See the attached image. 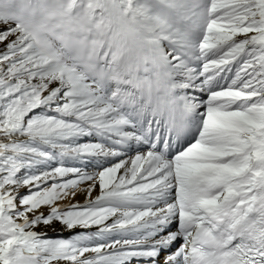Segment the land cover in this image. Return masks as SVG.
<instances>
[{"label": "snow or ice", "instance_id": "6c2138e0", "mask_svg": "<svg viewBox=\"0 0 264 264\" xmlns=\"http://www.w3.org/2000/svg\"><path fill=\"white\" fill-rule=\"evenodd\" d=\"M0 264H264V0H0Z\"/></svg>", "mask_w": 264, "mask_h": 264}]
</instances>
